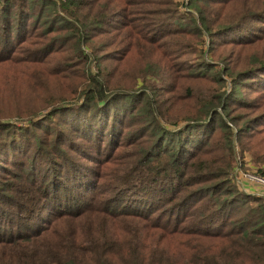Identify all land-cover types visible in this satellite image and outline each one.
<instances>
[{"label": "trees", "instance_id": "1", "mask_svg": "<svg viewBox=\"0 0 264 264\" xmlns=\"http://www.w3.org/2000/svg\"><path fill=\"white\" fill-rule=\"evenodd\" d=\"M1 47L0 264H264V0H0Z\"/></svg>", "mask_w": 264, "mask_h": 264}, {"label": "rangeland", "instance_id": "2", "mask_svg": "<svg viewBox=\"0 0 264 264\" xmlns=\"http://www.w3.org/2000/svg\"><path fill=\"white\" fill-rule=\"evenodd\" d=\"M258 25H261V24H259L257 22H252V23L245 25V27L243 29L247 30V32L243 36H246V38L248 39L249 37H254L253 35L259 34L258 29H256V27ZM259 36H260V34H259ZM25 39H26V42H22V43L16 42L14 45H9L11 47H9V46L6 47V51H5L4 55H8L10 58L12 57V58H15L17 60L24 61L26 63V65H30V64L34 65L35 61H39L40 59H42L45 56V52L43 49H41V47L46 44V40H43L39 37H33L32 34H31V36H28ZM219 43H220V41H219ZM217 45L215 46V48L218 47V49L220 51H223V50H229L230 51V49H236V48H234V45H230V46H220V45L217 46ZM207 46H208L207 43H205V45L203 47L199 46L196 43H191L190 48H186V49H191V50H189L187 52H183L185 54L178 61H183L189 67H192L193 65H191V64L194 63L195 61H197L196 60L197 55H195L193 52H195L201 48H203V51L207 52ZM19 49H21L22 52H19ZM1 52H2V47L0 48V53ZM207 58H209V56ZM177 59H179V58H177ZM26 65L24 64V66H26ZM219 67H221V64H219ZM39 82H41V80L39 78H37L35 80V85H37V83H39ZM0 93H1V91H0ZM13 97L16 100H19L16 92H14ZM9 98H11V97L9 96ZM0 100H2L1 95H0ZM24 100H28V99H22V101H24ZM26 103L28 105H30L29 102H26ZM0 112H6V110L0 106ZM62 127L65 129L66 132H68L69 134L72 135V133L66 127H64V126H62ZM234 133H235V131H234ZM216 136H217V133L215 134V137ZM80 142L83 143L82 141H80ZM233 149H234V153H235V156H234L235 157V160H234L235 164H234L233 174H234L236 183L242 189H245L248 191H254V192H258V193H263L264 189H262L259 185L260 184L264 185V184L259 182V180L257 178L253 177V175H254L253 163H252V161L249 160V157L247 156L248 154L246 153L244 155L245 158H241L240 148H239L237 142H235V144L233 145Z\"/></svg>", "mask_w": 264, "mask_h": 264}, {"label": "built area", "instance_id": "3", "mask_svg": "<svg viewBox=\"0 0 264 264\" xmlns=\"http://www.w3.org/2000/svg\"><path fill=\"white\" fill-rule=\"evenodd\" d=\"M259 180V179H258ZM259 182H261V183H263L264 184V182L263 181H261V180H259Z\"/></svg>", "mask_w": 264, "mask_h": 264}]
</instances>
